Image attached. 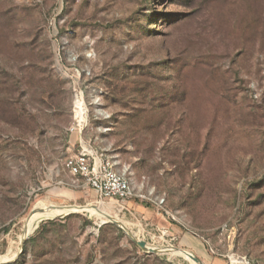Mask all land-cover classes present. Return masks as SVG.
<instances>
[{"label":"rangeland","instance_id":"rangeland-1","mask_svg":"<svg viewBox=\"0 0 264 264\" xmlns=\"http://www.w3.org/2000/svg\"><path fill=\"white\" fill-rule=\"evenodd\" d=\"M162 247L264 264V0H0V264H198Z\"/></svg>","mask_w":264,"mask_h":264},{"label":"built area","instance_id":"built-area-1","mask_svg":"<svg viewBox=\"0 0 264 264\" xmlns=\"http://www.w3.org/2000/svg\"><path fill=\"white\" fill-rule=\"evenodd\" d=\"M78 106V105H77ZM79 109V106H78ZM86 114H76L74 123L70 127L71 134L80 133L85 128ZM88 152L85 146L74 156L66 159L65 167L76 179L94 191L101 200L129 201L135 198V191L129 180L115 168L114 162L104 153L91 147ZM239 259V258H238ZM242 264H249L241 259Z\"/></svg>","mask_w":264,"mask_h":264},{"label":"water","instance_id":"water-1","mask_svg":"<svg viewBox=\"0 0 264 264\" xmlns=\"http://www.w3.org/2000/svg\"><path fill=\"white\" fill-rule=\"evenodd\" d=\"M79 211H81V209H80V210H79L78 208L70 209L69 211L65 212L63 215H60V216H58V217H54V218H52V219H48V220L64 219V218L69 217V216H71V215L77 214ZM90 217H93V216L90 215ZM111 223L116 224V225H118V226H120V227L122 226L121 224H119V223H117V222H113V221H112ZM27 235H28V232L26 231V232H25V235H24V240H25V238L27 237ZM135 243H136V245H137L140 249H142V250H155V249L147 248L146 245H145V242H142V241H135ZM180 252H181L183 255L188 256V257H190L191 259H193L194 261H196V263H198V264H203V263H202L198 258H196L193 254H191V253H189V252H187V251H183V250H180Z\"/></svg>","mask_w":264,"mask_h":264},{"label":"bare ground","instance_id":"bare-ground-1","mask_svg":"<svg viewBox=\"0 0 264 264\" xmlns=\"http://www.w3.org/2000/svg\"><path fill=\"white\" fill-rule=\"evenodd\" d=\"M84 111H85V109H84ZM83 114V113H82ZM85 114H86V111H85ZM84 114V115H85ZM91 151V149L88 151V152H90ZM101 207H103V209H106L108 206L107 205H102ZM100 208V207H99ZM107 210V209H106ZM108 211V210H107ZM98 212V211H97ZM35 214L36 213H38L39 214V217H46L47 215H49V212L48 211H46V210H44V208H40V209H36L35 210V212H34ZM93 215V214H92ZM33 219V218H32ZM32 222V221H31ZM29 225H30V223H29ZM30 226H32V225H30ZM28 227V226H27ZM29 229V228H28ZM159 250L162 252V253H165V254H169V255H173V256H181V257H184V258H186V260H188L190 263H194V260L193 259H191L190 257H188V256H185V255H183L180 251H177L176 249H170V248H159ZM196 262V261H195ZM195 264V263H194ZM232 264H242V260L241 259H233V261H232Z\"/></svg>","mask_w":264,"mask_h":264},{"label":"trees","instance_id":"trees-1","mask_svg":"<svg viewBox=\"0 0 264 264\" xmlns=\"http://www.w3.org/2000/svg\"><path fill=\"white\" fill-rule=\"evenodd\" d=\"M145 207H148L147 205H145Z\"/></svg>","mask_w":264,"mask_h":264}]
</instances>
